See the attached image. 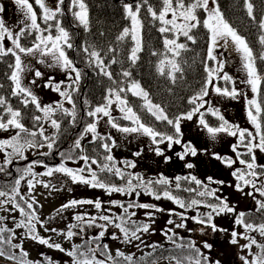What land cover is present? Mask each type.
Here are the masks:
<instances>
[{
	"label": "trees",
	"instance_id": "obj_1",
	"mask_svg": "<svg viewBox=\"0 0 264 264\" xmlns=\"http://www.w3.org/2000/svg\"><path fill=\"white\" fill-rule=\"evenodd\" d=\"M184 2L188 4L191 0H184ZM249 2L253 5L252 16L248 14L247 10V3ZM84 3L88 10L87 27L84 25H77L78 20L73 15L74 9L73 7L70 9L71 0H68L66 8L69 17L65 15L64 12L59 14L62 27L70 33L69 35L73 40V47L68 50L67 55L69 59L73 61L75 67L81 72L80 80L78 83L73 84L69 92L72 99L70 109L65 105L63 108L67 109L68 112L65 113L58 109L52 116V119H56L59 122V129L54 128L48 118H44L39 122L34 121L32 119L33 116L43 117L44 114L37 111L32 104L25 107L21 103L23 97L13 96L11 94L14 85L9 77L12 71H14L12 65H14L15 58L11 54L0 58V85H2V87H0V97H4L13 109H18L22 112V123H24L25 127L28 128L30 132L36 131L38 134L34 138L35 142L44 145L43 147H32L34 149L43 150V156L39 154L35 160L29 159L26 164H23V160H26L24 156L13 154L11 158L13 170L2 163V170H0V191H12L16 187V181L19 180L21 183L25 174L29 173L26 169H28L30 165L31 169H38L39 167L47 169L46 163H50L49 168L56 169L55 165L52 164L54 154L56 153L55 158H59L63 162H67V159H70L75 166H84V163H87L89 160L93 165L97 166V169L90 171L83 168L82 173L91 177L92 172H95L98 180L106 185L124 187L127 189V182L131 180L134 190L131 191L130 194L127 192L122 194L128 201L132 192H137L139 195L136 197V204H149V199L147 197L151 192H155L161 196V198L157 200L155 196L151 194L155 202L164 200V205L168 206V204H173L175 207H179L174 201L163 196L164 191H169L173 196L185 202V218H192L193 221H196L194 219L195 217L207 219V214L213 211L212 208L207 205H218L220 201L223 200L220 198L218 200L217 195L209 197L200 196L199 192L205 191V187H198L190 179L185 180L183 179L184 177L181 176H178L181 177V180L177 182L176 178L172 179V177L152 174L153 168L149 166L147 162L146 168L149 175L146 178H140L138 180L136 179L137 176H145L147 173L142 174L141 170L138 171L136 166H129V161L127 160L115 159L111 151L110 142L100 136H97L94 143L85 145V148H81L80 146L76 147V141L80 140L83 130L94 121V119H91L92 116L87 115V113L94 111L98 106L107 105L109 99L113 102L108 106V110H110L113 105L119 104L116 100V92H119L121 98L127 100L128 107L133 109L140 117L142 123L161 133L170 135L174 133L172 125L167 124L166 121L157 120L147 111L145 99L142 96L133 94L134 90L132 89V85L133 83H138L140 87L148 93V100L163 108L169 119L175 120L177 117L193 110L195 105L190 103V100L193 96H197L206 86V81L208 79L206 68L215 70L213 60L208 58L210 33L203 25V21L206 19L204 10L197 9L196 14L201 23L190 33L195 37V43L187 40L184 36L178 37L177 43H184L186 49L181 50L179 56H174V54L169 52L165 47L163 41L165 37L168 39L176 38L175 32L160 33L159 28L162 26L160 21L154 20L147 11V8L151 6L159 13L163 6L162 0H148L147 4H143V0H84ZM216 3L223 13L224 19L239 35L246 39L256 58L255 66L258 74L264 78V60L260 59V55L264 53V45L260 43V37L264 35V29L260 27L261 22L264 21V0H216ZM125 4H132L134 9L137 4L142 5L139 17L143 25L141 30V50L137 52L138 59H136L135 62L131 59V54L132 49L136 47V42L132 39L131 20L126 15L124 9ZM170 15L171 14L168 16L169 19L171 18ZM67 17L73 29L70 27ZM253 17L255 18L253 19ZM125 28L130 29L129 35L123 40L118 39V37L123 34ZM85 47L88 48L87 53L83 50ZM92 51L99 53L100 59L103 60L102 66L98 67L96 58L90 56ZM171 59H175L180 65V72H171V67L168 64V60ZM113 60L116 62L112 63ZM161 61L165 62L163 74H161L159 70ZM101 67L112 74L111 79L101 71ZM125 72H128L129 75L125 76ZM172 75L175 76L174 81ZM214 75L215 72L213 73V76ZM220 82L221 81H219L218 86L221 85ZM208 87L209 85H207V89ZM109 89L113 90L111 95L109 94ZM121 89H123V91H120ZM205 99L206 96L203 98V101L198 100L197 103L203 102L204 105ZM257 101L261 103L262 109H264V79H262L260 83ZM203 110L200 111L199 109L198 112L204 114L205 121L210 126H219L221 121L218 117L212 115L209 110L206 112H203ZM73 112L75 114L74 116L72 115ZM0 114L4 115L5 120L9 118L3 107H0ZM254 114L256 113L254 112ZM258 117L261 122L262 131H264V110L258 114ZM182 120L183 119H181V121ZM121 121L122 122L119 124L121 125L120 128L135 127L129 124H132L130 120H127L128 123L123 120ZM41 128H43V136L39 135ZM15 130L16 134L14 136H16L18 132L17 129ZM20 135L21 143H24L27 139H33L27 133H21ZM44 136L52 139L44 140ZM69 139H71V142H69ZM50 142L53 145L51 149L47 147V144ZM245 143H247V140ZM104 144H108L111 150H106L103 147ZM28 148L29 147L24 148L23 155ZM12 151L13 150L9 152ZM246 152L247 151H245V153ZM8 153L7 157H5L6 160H8ZM108 155L113 157L112 161L105 159ZM117 155L120 156L119 154ZM84 156L89 157V159L85 161L82 159ZM242 158L246 160L249 159L247 154ZM93 160H95L96 163H93ZM105 164L109 165L113 170L108 171L103 169ZM116 168H119L123 172V178H118L120 176L115 174ZM257 171L259 172L261 170L258 168ZM6 176H13L14 179L9 180V184H6L5 180L2 179V177ZM260 177H262V184H264V176ZM160 178H166L170 183L168 185L156 183ZM149 182L152 183L146 191L143 185H147ZM177 183L180 184L179 188L176 187ZM186 189H195V191H187ZM211 190L210 188L209 191ZM192 200H198L200 203L192 205ZM256 207L258 208V206ZM137 209L140 208L137 207ZM239 213H245L244 220L247 223H252L254 225L264 223V211H234L233 213L224 212L219 215L213 212L212 223L216 224L217 229H223V235H221L220 241L225 240V242L221 243V247L224 250L225 243H227V245L233 244L231 243L233 237L230 235V227H233V230L240 234V236H237L238 243L236 244H241L245 241L243 234L248 231L244 227V229L239 226L234 227ZM162 219L163 218L159 220ZM228 219L231 220L229 224L227 223ZM249 232H255V235L261 236L258 231ZM11 234L12 232L8 235L10 236ZM262 238H264V236H262ZM262 244H264V241ZM148 247L149 248L146 249L151 251L150 254L145 252L143 257H137L134 261L135 263L158 264L167 259L176 263L173 257L182 259L190 255H195L194 250H189L186 245L183 249L176 247L170 250L163 244H157L155 247ZM196 248H198L204 256L208 257L199 247ZM0 256L9 259L15 264H20L21 261L26 262L25 257L14 255L13 249L10 247L5 248L4 255ZM225 257H227V259H232L233 255L226 254ZM39 264L42 263L39 262ZM43 264H48V262L45 261ZM123 264L126 263L123 262ZM185 264H187V261H185ZM208 264H215V262L210 261L208 258Z\"/></svg>",
	"mask_w": 264,
	"mask_h": 264
},
{
	"label": "snow or ice",
	"instance_id": "obj_2",
	"mask_svg": "<svg viewBox=\"0 0 264 264\" xmlns=\"http://www.w3.org/2000/svg\"><path fill=\"white\" fill-rule=\"evenodd\" d=\"M15 4L18 6L19 11L22 13L24 20L20 21V24L23 25V27L20 28L19 32L13 33L6 25L2 18H0V58L7 56L11 54L15 58L14 65L12 67L14 68V71H12L9 79L13 82V90L12 95L23 97L21 100V103L27 107L29 104L34 105L37 111L42 112L44 116H33L32 119L36 122L41 121L44 118H48L51 122V125L59 129L60 124L56 119H52V116L55 114V112L59 109L63 112H68L67 109L63 108L62 104H57L56 106L49 104V105H41L38 97L32 92V90L29 87H26L22 84V73L25 71V65L21 59L20 53H23L25 55H35L37 52L40 54L41 57L50 56L52 58V63H49V67L53 66H59L62 70L69 73L68 78L73 80V83H78L81 77V72L78 70L73 61L69 59L67 53L65 52V46L69 49L73 47V45L69 42L70 41V35L69 32L66 31L63 27L59 25V22H57V29H58V35L53 36L51 34V25H49L47 28L42 29L40 26V23H38V19H42L45 24H48L49 21H54L57 19L58 14H62V9L59 7V5L64 4V0H57V7L56 8H50L45 4V0H35V4L39 6V8L42 10L41 16L38 18L37 12L33 7V4L30 2V0H14ZM148 0H143V4H147ZM213 7H210V0H191L190 3L185 4L184 0H162V9L159 11V13L154 10L151 6L147 8L148 13L151 15V17L154 20H158L161 23V27L159 28L160 33H168V32H175L177 33V37L174 39H168L167 37L164 38V45L168 49L169 52H172L174 56H179L181 50L186 49V45L184 43H177V39L179 35H183L187 38V40L192 41L195 43V37L191 35L193 29L197 28L201 21L198 18L196 12L197 9H203L207 13V19L203 21V25L205 28L208 29L210 33V47L208 49V58L211 60H217V57L213 55L214 49L217 47L219 41L227 42L229 39L235 44L236 50L240 53H242L244 64L243 67L247 72V81L249 85H251L252 91L254 93H257L259 91V85L262 81V78L257 71V68L255 66V56L253 54V50L249 47L246 39L238 34V32L224 19L223 13L220 11L219 5L215 3V0H212ZM71 6L74 8H78V11H74L73 15L76 17V19L80 22V24L87 27L88 25V10L87 6L84 3V0H71ZM141 4H137L135 9L133 8L132 4H125L124 9L126 12L127 17L131 20V34L132 39L136 42V47L132 49L131 59L133 62H135L136 59H138L137 52L141 50V30H142V21L140 20V8ZM247 10L248 14L252 16L253 13V5L251 2L247 3ZM4 11V8L2 5H0V13ZM169 14H171V19L168 18ZM255 17H253L254 19ZM182 21V22H178ZM260 27L264 29V21L261 22ZM39 33V35L36 36L34 39L31 47H25L21 44V38L25 37V35H31L32 32ZM48 32L49 34L45 36L43 33ZM130 33V29L125 28L123 30V34L118 37V39L123 40L126 36H128ZM5 37L7 39L11 40L13 47L5 48L4 46V40ZM260 43L264 45V35L260 37ZM18 50V51H17ZM86 53L88 52V48L85 47L83 49ZM90 56L95 57L98 62V67L103 65V60L100 59V55L96 51H92L90 53ZM260 59L264 60V53L260 55ZM39 63L43 64L45 63V60L43 58L38 60ZM116 61L113 60L112 63H115ZM164 61H161L160 66V72L163 74L164 72ZM168 64L171 67V72L176 73L180 72L181 68L180 65L176 62L175 59L168 60ZM222 65L220 66V69L213 70L206 68V71L208 73V79L206 81V86L201 90V92L197 96H193L190 100V103L194 104L195 107L192 111L177 117L175 120L169 119L168 116L165 114L164 109L161 108L159 105L153 104L150 100H148V93L145 92L138 83H133L132 89L134 90L133 94L137 96H142L146 101V107L147 111L150 112L157 120L160 121H166L167 124L172 125L174 128L173 134H167V133H161L158 131H155L152 127L145 125L141 122L140 117L133 111L131 107H128V103L126 99L121 98L119 92H116V100L119 102L122 107L120 108L121 112H125V119L133 121L136 127H123L120 128L119 125L116 123H112L113 127L119 128L122 132H139L142 131L144 134H147L149 137H151L152 141L156 144L167 142V145L169 148H171L174 144L181 145L183 151L177 153V156L184 160L187 156H193L195 157L198 154V149L191 143H183L181 141V126L180 121L181 119H188L191 120L193 118V114L195 112H198L200 108H202L203 102L197 103L198 100L203 101V98L208 95L207 85L212 84V76L215 71L222 70ZM101 71L104 72L106 76L109 77V79L112 78V74L105 70V68L101 67ZM75 73V77L73 78L71 76V73ZM35 77L39 78L43 75L41 71L38 69L34 72ZM125 76H128L129 73L125 72ZM225 81L231 80V77L227 74H224L223 77H221ZM173 81L175 80V76L172 75ZM32 84H35L36 81L33 79L31 81ZM63 84V81L61 82H53V78H50L46 83L45 87L52 89L55 92H58L61 97H65L68 99V101L71 103V95L68 91H62L61 85ZM2 87V85H0ZM68 87H71V85H68ZM215 92L217 94H222L225 96H231L235 98L240 93L237 92L235 87L229 91L227 88L221 89L220 87H215ZM120 91H123L121 89ZM113 92L112 89H109V94ZM113 101L111 99L108 100V104L104 106H98L95 108L94 111H90L87 113L89 116H97V114L102 113L104 116L110 117V112L108 110V106L111 105ZM249 109H248V119L251 121V123L255 126L257 133L259 134L258 141L257 136L253 135L252 132L246 130V129H240L238 125L230 124L223 115L219 113V110H213L209 108V111L212 113V115L217 116L218 119L221 121L219 126L213 127L210 126L204 119V114H200V120L199 123L203 126V128L207 131L211 139L215 140L217 137V134L219 133H228L231 136H237L239 138L240 144L233 145V152H236L237 159L239 161L240 165H244V168L236 169L232 172V175L235 177V179L238 181L236 184V189L238 191L243 192L244 186H251L253 189L256 190V192H259L260 196L264 197V184H262L260 187H257L256 183L252 178H259L260 176H264V165H258L256 163V156H255V149H259L261 152H264V131H262L261 122L259 120L258 114L262 112V106L261 103H259L256 99H252L248 101ZM254 106V111H253ZM0 107L5 108L6 113L8 115V119H4V115L0 114V129L7 131L10 127L15 128L18 130L17 135L11 137L10 139L6 140H0V149H4L6 147L12 148V152L8 153V160L7 163H11L13 154L23 156V150L25 147H43V144H37L34 140V138L37 136L36 131H29L28 128L25 127L24 123H22L23 115L22 112L18 109H13L10 104L7 103L6 99L4 97H0ZM254 112L256 114H254ZM74 116V112L72 113ZM111 122V120H110ZM86 132H91L94 135L96 134V124L92 123L89 124L86 129ZM21 133H27L30 137L33 139H27L24 141V143H21ZM39 135L43 136V128L40 129ZM44 140H51L50 137H43ZM159 138V139H158ZM247 140V143L245 141ZM54 142V141H53ZM79 140L76 141V147H79ZM243 145L246 149V153L238 152L237 149L240 147V145ZM52 143H48L47 147L49 149L52 148ZM103 147L110 151L108 144H104ZM157 155H164V152L162 149L157 147L155 149ZM247 154L249 159H243L242 157ZM46 155V154H45ZM63 155V154H61ZM139 155V153H137ZM213 156L215 159L220 160L222 163H224L227 167H232L237 161L233 160L230 157H223L219 154L213 153ZM85 161L89 159V157L84 156L82 157ZM106 160L112 161L113 157L111 155H108L105 157ZM170 159V157H166V160ZM93 163H96L95 160L92 161ZM129 163V166L135 167L134 163ZM186 167L191 169L194 167L192 163H187ZM260 169L261 171H257V169ZM103 169H106L108 171H112L113 168L109 167V165L105 164L103 166ZM102 169V170H103ZM2 170V168H0ZM58 172H64L66 173L73 182H81L84 184H89L91 187L96 188H104L107 189L109 193L111 192H121V193H131V191L134 190V186L132 185V181L129 180L127 182V189L124 187H116V186H109L105 183H102L98 180L97 175L95 172H92L91 179H86L82 175H78V172H83V169H79L77 171H73L70 168H66L63 165L56 169L49 168L46 175H51L53 171ZM27 172H31V165L28 169H26ZM115 174L123 178V172L119 169H115ZM136 179H140L139 176L136 177ZM183 179L188 180L190 179L193 181L196 185H203V182L199 179H197L195 176L191 177H184ZM177 182L181 180V177H176ZM208 180L210 183H218L223 184L224 181H215L212 179V177H208ZM20 181H16V185H19ZM152 182H149L147 185H143L145 187V190L147 191L149 186ZM156 183L161 185H168L170 181L166 178H160L156 181ZM48 185H45L47 187ZM205 187V191L199 192L200 196L210 195L214 196L216 190H207V186L203 185ZM29 187H32V182L29 181ZM177 188L180 187V184L177 183ZM187 191H195V189H186ZM17 189H13V192H16ZM150 194L154 195L157 200L161 198V196L155 192H151ZM7 193L0 191V197L6 196ZM139 195V193H137ZM248 195H252V193H248ZM163 196L166 197L169 200L174 201L179 207L184 208L185 202L175 196H173L169 191H164ZM14 199V197H13ZM219 200V197H217ZM27 207L29 209H32L33 205L31 203H28ZM95 204V207L97 209L101 208V203L99 201H92V200H72L70 204H66L63 207L67 208L69 206H74L77 204ZM113 204H119L117 201H113ZM200 201L198 200H192L191 204L196 205L199 204ZM258 205L257 211H264V201L257 200L256 201ZM121 208L124 209V212H128V208L124 207L123 204H119ZM138 207L142 209H153L155 208V205L150 204H135V205H129L128 207ZM208 207L212 208V212H209L207 214V219H202L200 217H195L197 223L202 225H208L212 228L213 231H223V229H217V226L215 223H212L213 220V212H215L217 215L220 213L228 212L232 213L235 211L234 207H230L226 201H220V204L218 205H207ZM19 207V205H17ZM21 214L27 215L25 213V209L23 207L19 208ZM157 211H163V209H156ZM132 215H135V213H132ZM149 217H151L152 213H146ZM245 213H239L235 223L237 225L243 226L247 231H258L261 236H264V223H261L259 225H254L252 223H247L244 220ZM33 219H38L37 217H32ZM76 219L82 220L83 217L77 216ZM100 219L108 222L109 224L115 223L112 217L104 215L101 216ZM117 219L120 220V223H116L115 226L120 229V231L123 233L124 239L126 242L130 241L131 239H139V236L137 235L138 232H148L150 225L149 224H136L135 221H131L130 219L128 221H125L123 217H118ZM95 218L93 217L90 223L94 222ZM128 223L135 224V228H129L126 225ZM169 224H172L173 221L169 220ZM177 227H184V224H178ZM72 227H75L73 225ZM100 227H104L101 225ZM5 231V229L0 228V232ZM55 231V229H53ZM104 231H101L97 237L94 239H101L104 236ZM75 233L72 231H69L67 233V236L71 238ZM167 235V233H165ZM173 236H175V233H173ZM173 236H169V240L173 239ZM238 233L236 231L232 232L233 239L231 240V243L236 244L238 243L237 240ZM33 240H38L40 244L47 245L49 248H55L61 252H64L65 249L61 247L60 244H52L49 243L48 239H44L42 237H39L38 235H33L31 237ZM243 238L245 240H248L249 242L245 245H243L244 248H247L249 252L251 253V249L253 245H255L258 249V253H251L253 255V259L249 260L246 257H241V259L244 261V264H264V244H260L257 242V240L254 237H251L247 235V233L243 234ZM173 243L175 241L173 240ZM14 247H17L14 245ZM80 245L74 246V249L72 251H68L67 255L70 257H73V264H105V261L96 259L95 253L99 250L100 245L97 244L96 248H88L87 251H81ZM155 247V245H153ZM176 247L178 248H185L184 244H177ZM205 248H211V245L205 243ZM104 248L107 249V245H104ZM187 248L189 250H194L195 255H190L184 258H177L173 257V259L176 261V264H185V261H187V264H208V257L204 256L203 253L196 248L194 243H189L187 245ZM0 255H4V252L0 250ZM24 256H27V253L25 252L23 254ZM118 256L124 257V253L117 252ZM13 258V257H9ZM48 260V264H53L51 258H46ZM108 259L111 260L112 257L109 254ZM127 261H132V256L124 257ZM20 264H32V262H24L21 261ZM36 264H39V262H36ZM215 264H220L219 261H216Z\"/></svg>",
	"mask_w": 264,
	"mask_h": 264
},
{
	"label": "rangeland",
	"instance_id": "obj_3",
	"mask_svg": "<svg viewBox=\"0 0 264 264\" xmlns=\"http://www.w3.org/2000/svg\"><path fill=\"white\" fill-rule=\"evenodd\" d=\"M9 0H0V5L3 6L5 9L10 5L8 2ZM216 3V0H215ZM45 4L50 8H56L57 7V0H45ZM217 4V3H216ZM212 0H210V7H213ZM39 7V6H38ZM61 9H63V5H59ZM40 9V8H39ZM74 11H78V8H74ZM41 10V9H40ZM37 12V10H36ZM63 12V11H62ZM205 12V11H204ZM42 13V10H41ZM38 18L39 13H37ZM41 15V14H40ZM205 17L207 19V13L205 12ZM0 18H2L5 22V25L13 31V33L19 32L20 28L23 27L22 24H20L21 20H24L23 15H17V16H3V12L0 13ZM172 18V17H171ZM170 18V19H171ZM40 19H38L39 21ZM43 21V20H41ZM40 21V22H41ZM57 22H59V25L62 27L61 18L59 17V14L57 15V19L55 20V24L52 26L51 21L48 22V24H45L44 22L41 23L42 29L47 28L49 25H51V34L53 36L58 35V29L56 27ZM182 22V21H178ZM77 25H81L78 21ZM45 36H47L49 33L44 32ZM70 34V33H69ZM177 35V33H175ZM182 36V35H179ZM36 37L31 35H25V37L21 38V44L25 47H31L32 43ZM4 46L5 48L13 47L11 40L7 39L5 37L4 40ZM18 51V50H17ZM65 52L67 53V47L65 46ZM68 54V53H67ZM21 59L25 65V71L22 73V84L26 87H29L32 92L38 97L41 105H49L52 104L56 106L58 103L62 104L63 106H67L70 109V105L72 104L68 101L67 98L61 97L58 92L53 91L50 88L45 87V83L50 79L53 78V82H61L63 81V84L61 85L62 91H71V88L73 86V80L69 79V73L62 70L59 66H53L49 67V63H52V58L50 56L41 57L40 54L37 52L35 55H25L23 53H20ZM213 55L217 57V60H213V64L215 66V70L220 69V66L222 65V70L215 71V75L212 78V84L208 87V95L206 96L204 106L200 108V111L206 112L209 110V108L216 110H219V113L224 116V118L233 125H238L240 129H246L253 133V135L257 136V141L259 134L256 131L255 126L251 123V121L248 119V109L249 104L248 101L252 99L257 100V93H254L252 91L251 85L246 83L248 77L247 72L243 67L244 60L242 53L238 52L236 50L235 44L229 39L227 42L219 41L217 47L213 51ZM43 58L45 60V63L41 64L38 62L39 59ZM39 70L43 73V75L39 78L35 77L34 72L35 70ZM224 74H227L231 77V80L225 81L221 77H223ZM71 76L74 78L75 73H71ZM35 79L36 83L32 84L31 81ZM220 82V86H218ZM68 85H71V87H68ZM220 87L221 89L227 88L229 91L233 87L237 90L238 93H240L235 98L231 96H225L222 94H217L215 92V87ZM260 87V85H259ZM122 105L117 104L113 105L109 112V116H104L102 113L97 114L95 117H91V119H94L92 123L96 124V134L94 135L91 132H86L85 129L83 130L82 136L79 140V146L82 148H85V143H92L96 140L97 136L105 135L108 137L114 145L112 146L113 151H115V148L118 147L121 144L129 143L132 145L131 149L134 151V153L129 157L128 160H130L132 163L135 164L138 171L141 170L142 174L147 173L145 176H141L140 178H146L149 173L147 172L146 168V162L153 168L152 174L164 175L166 177H172V179L181 176V177H191L195 176L197 179L201 180L203 182V185L207 186V189L210 190H216L215 195H217L221 200L226 201L230 207H234L235 211H241V212H256L258 209L256 206L257 200L264 201V197L260 196L259 192H256L255 189H253L250 185L244 186L243 192L238 191L236 189V184L238 181L235 179V177L232 175V172L238 168L242 169L244 168V165H240L239 161L236 156V152H233V145L240 144L238 135L237 136H231L228 133H219L217 134V137L215 140L211 139L207 131L203 128V126L199 123L200 120V112L194 113V116L191 120L183 119L180 121L181 126V141L183 143L191 142L197 149L198 154L193 156H187L184 160H181L177 153L183 151L181 145L174 144L171 148L168 147L167 142L156 144L152 141L151 137H149L147 134H144L142 131L139 132H122L119 134V128L113 127L112 123H116L119 125L123 120L125 116V112H121L120 108ZM254 108V107H253ZM210 113V112H209ZM212 114V113H211ZM111 120V122H110ZM118 120V121H116ZM131 121V120H130ZM129 123L130 125L137 126L133 124V121ZM91 123V124H92ZM82 127V124H81ZM80 127V130H81ZM121 127V125H119ZM80 132V131H79ZM16 134V130L9 128L7 131L0 129V140H6L10 139L12 136ZM120 135V136H119ZM125 145V144H124ZM133 145H136L135 148H133ZM159 147L163 150L164 155H157L155 149ZM10 149V150H9ZM12 148L6 147L4 149H0V166H2V163L6 165L8 168L12 166L11 163H7V160H5V157H7V153L11 151ZM43 151V150H42ZM238 152H244L247 151V149L242 146L237 149ZM255 156H256V163L258 165H264V152H261L259 149H255ZM39 153V149L37 148H28L26 149V152L24 153V158L26 160H23V164H26L29 159H34L35 155ZM42 153V152H41ZM139 153V155H137ZM213 153L219 154L223 157H230L233 160H236L237 162L232 167H227L224 163H222L220 160H217L214 158ZM166 157H170V159L166 160ZM68 163H65L63 166L66 168L72 169L74 172L86 168L90 171H94L97 169L96 165H93L89 160L87 163H84V166H75V164L70 160L67 159ZM187 163H192L194 165L193 168L189 169L186 167ZM34 174V178L31 179L32 175ZM46 171L42 168L38 169H31V172L25 174L24 180H28L32 182V187H29V181L25 182L23 188L21 190H25L26 192H30L29 197L33 198V200L37 201L41 207V216H42V223L43 225L46 223L47 219H50L55 214H58L59 209L61 206H63V200H61V194L59 192H69V198L73 197L75 200L78 197H82L84 200L89 199V195L91 197L97 193V191L90 187L89 184H84L81 182H73L71 177H69L64 172H52L51 175H46ZM81 172H78L77 174L80 175ZM189 175V176H188ZM208 177H212L215 181H224L223 184L218 183H210L208 180ZM3 180H5L6 184H9V180H13V176H6L5 178L2 177ZM254 182L256 183L257 187H260L262 185V177L259 178H252ZM45 185H48L45 187ZM199 185V186H203ZM90 187V188H89ZM204 187V186H203ZM15 189L18 191V185H16ZM16 191V192H17ZM75 192V194H74ZM252 193V195H248V193ZM87 194V196H86ZM72 195V196H71ZM141 195V194H140ZM134 196L137 197V192H134ZM207 195H205L206 197ZM10 197V196H9ZM7 195L0 197V210L4 213L8 212L12 209H17V205L14 203H11L13 200L12 197L9 198ZM149 199L150 205H155V208H153L151 217H146L141 214L145 213L147 209H138L137 217L140 214L141 219L145 220V224H149L150 228L148 232L141 231L138 236L139 239H137V244H131V246L127 247H114L113 250L115 251V254L117 252L122 251L126 256H132L134 259L135 257H143V254L145 252L150 254V250H147L149 247V243H152L153 245L157 244H163L166 246V238L164 237V229L161 227V224L159 223V219L161 218H167L168 213L175 212V205L168 204L164 205L162 201H154L153 196L149 194L147 197ZM111 201H115L114 198L110 200L105 206H103L105 209H111L112 212H117L118 207L115 206ZM253 203V204H252ZM83 205V204H82ZM19 206H22L19 204ZM24 208V207H23ZM25 212L29 211V208H24ZM35 208H33L34 210ZM156 209H163V211H157ZM37 210V209H36ZM16 211V210H15ZM106 212L107 216H111L110 212H107L105 210H102ZM233 213V212H232ZM28 216V214H27ZM153 220V226L148 221ZM231 220L228 219L227 223L229 224ZM190 222V221H188ZM107 223V222H106ZM106 228L111 227L113 225H109L108 223H102ZM156 225L158 228H160V232H157ZM152 227V229H151ZM198 229V232H200L201 241L206 242L207 244L211 245V248H205L204 244L200 247V249L208 256L209 260L212 262L219 261L220 264H244V261L238 256L240 253V248L242 249L243 245L246 243L239 244H224L225 250L221 247V243L225 242V240H221L222 231H214L206 226L201 224H196ZM244 229L243 227H240ZM113 230L115 228H112ZM174 230H171L173 232ZM24 235H6L3 234L0 237V240H7L6 246L2 245L0 246L3 252L5 251V248H12L11 245L15 244V241H19L22 244L19 246L22 247L21 251L22 254L25 252L27 253V256H25V261L32 262V264H36L39 260H46V258H52L54 256H58L59 253H64L62 257H57V262H54L53 264H73V257H70L67 255V252L70 250H67V248H64V246H61L65 249L64 252H61L55 248H49L48 246H37L38 242H34L33 245L31 243H28V240H33L31 237V230L26 229V231H22ZM142 238V240H141ZM254 238L257 240V237L254 236ZM144 239V240H143ZM145 241V242H144ZM165 241V243H164ZM168 245V244H167ZM151 247V246H150ZM176 247L175 245H168L166 246L167 249H172ZM199 247V246H197ZM94 248V247H92ZM147 248V249H146ZM13 249V248H12ZM74 249V248H73ZM38 250V251H37ZM44 250H46V253H44ZM253 252H258L257 247L254 245L252 248ZM221 254V257L218 258L217 255ZM224 254V255H223ZM225 254H232L233 258L231 260H228L225 257ZM96 259L105 261V264H112V259H108V254L105 253V255H102L101 251L98 250L95 253ZM242 257H246L249 260H252L253 258L249 256L246 253L242 254ZM227 259V260H226ZM10 263H13L10 261ZM137 264V263H132Z\"/></svg>",
	"mask_w": 264,
	"mask_h": 264
},
{
	"label": "flooded vegetation",
	"instance_id": "obj_4",
	"mask_svg": "<svg viewBox=\"0 0 264 264\" xmlns=\"http://www.w3.org/2000/svg\"><path fill=\"white\" fill-rule=\"evenodd\" d=\"M8 2H10L9 3L10 5H8L7 8L5 6V9L3 11V16H6V15L7 16L9 15L17 16V15L22 14L19 11L18 6L15 4L14 0H9ZM30 2L33 4L34 9L37 10V13H39V16H41L40 15L41 10L39 9L38 5L35 4V0H30ZM67 3H68V0H65V6L67 5ZM64 11H65V15L68 16L67 9L64 8ZM41 20L42 19L38 21V23H40V26L42 22ZM68 23L70 27H72V24L69 18H68ZM54 24H55V20L51 21V25L53 26ZM32 34L35 37L39 35V33H36L35 31L32 32ZM71 40L72 38H70L69 42L73 45V42ZM69 141H71V139H69ZM131 146L132 145H130L129 143H125L123 147H116V152L124 153L126 155L127 154L131 155V153L133 152V150L131 149L132 148ZM135 147L136 145H133V148ZM3 192L7 193L8 197L9 196L12 198L14 197L11 203L15 202V205L21 204L22 206H19L17 207V209H12V210H9L8 208L7 213H4L3 211L0 210V228L5 229V231L0 232V237L2 234L6 236L11 232L12 234L23 236L24 233H22V231L25 232L26 229H28V230H31V236L38 235L39 237L48 239L49 243L60 244L61 246H64L65 248H67V250H70V251H72L74 246H77V245L82 246L81 247L82 251H87L88 248L90 247L96 248L97 244H99L100 245L99 250L110 254L111 257L114 258L116 264H121L122 259L118 255H115L114 253H112L109 248H114L117 246H131V244H137V239H131L130 241L126 242L124 239L123 233L120 231L119 228L115 226L116 223H120V220L117 219L118 217H123L125 221H128L130 219L131 221H135L137 224L139 215L137 217L138 209L135 206L128 208L127 213H125L124 210L121 209V207H118L117 212L113 213L111 209L107 210L104 207L101 209H97L92 204H83V205L77 204L74 206H69L67 208H64L63 207L64 205L70 204V202L74 199L73 197L69 198V195H68L69 192H59V194H61V200H63L64 205L60 207L58 214H55L50 219H47L46 223L43 225L42 216H41V207L37 201L29 197V194H30L29 191L26 192L25 190H19L17 192H13V191H3ZM89 196H90L89 199L86 198L87 200H91L92 197L91 195ZM121 196L122 194L120 193V199H122ZM84 199L82 197H78L75 200L81 201ZM25 201L33 205L32 209H29L28 212L27 211L25 212L28 214V216L21 214L19 210L20 207L28 208ZM131 201L133 204L137 203V198L134 196V192H132ZM33 208L35 209L33 210ZM102 210H105L111 213L110 217L113 218L115 223H111V224H109L108 222L107 223L113 226L106 228L102 224V223L107 224L106 221L100 219L101 216L106 215V212ZM185 211L186 209L184 208L176 207L175 212L168 213L167 214L168 217L163 218L160 221L161 227L164 229V237L167 239L166 242L168 245L184 244L186 246L189 243H194L195 246L201 247L206 242L201 241L200 232H198V229L200 228L196 227V222L193 220L192 222L191 221L187 222V219L184 217ZM147 212L148 213L151 212V209H149ZM132 213H135V215H132ZM141 214H144V213L141 212ZM77 216H81L83 217V219L78 221L76 219ZM32 217H37L38 219H33ZM93 217L95 218V220L94 222L90 223ZM169 220H172L173 223L169 224L168 223ZM148 222L152 224L151 226H153V220H150ZM178 224H184L185 226L177 227L176 225ZM73 225H75V227H72ZM101 225H103L104 227L103 228L100 227ZM126 226L127 227L130 226L129 228H135L136 225L128 223ZM112 228H115V229L113 230ZM53 229H55V231H53ZM159 229L160 228H157L156 230L158 231ZM171 230H174V231L171 232ZM69 231H72L73 233H75V235H73L71 238L67 236V233ZM101 231H104L105 233L104 236L98 240L94 239L95 237L98 236V234ZM165 233H167V235H165ZM173 233H175V236H173ZM169 236H173V239L169 240L168 238ZM173 240L175 241V243H173ZM6 241L7 240H0V246L2 245L6 246ZM35 241L38 242V240H28V243H31L33 245ZM20 244L22 243L19 241H15V244L11 245V247L13 248V254L16 256L25 257L22 254V251H21L22 247L19 246ZM167 244L166 246H168ZM14 245L17 247H14ZM104 245H107V249L104 248ZM150 245H153V244L150 243ZM37 246H47V245H43L38 242ZM44 253H46V250H44ZM63 254L64 253H59L58 256H54L50 258L52 262L54 263V262H57V257H62ZM217 257L220 258L221 254H218ZM40 261L48 262L47 259L40 260ZM0 262L9 263L10 260L0 256ZM162 264H168V263L163 262Z\"/></svg>",
	"mask_w": 264,
	"mask_h": 264
}]
</instances>
